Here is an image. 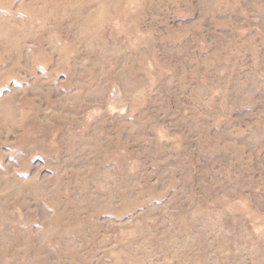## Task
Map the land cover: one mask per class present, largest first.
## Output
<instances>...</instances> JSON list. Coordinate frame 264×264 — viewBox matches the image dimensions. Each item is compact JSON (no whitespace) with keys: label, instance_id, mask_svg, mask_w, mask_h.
Segmentation results:
<instances>
[{"label":"rangeland","instance_id":"1","mask_svg":"<svg viewBox=\"0 0 264 264\" xmlns=\"http://www.w3.org/2000/svg\"><path fill=\"white\" fill-rule=\"evenodd\" d=\"M0 264H264V0H0Z\"/></svg>","mask_w":264,"mask_h":264}]
</instances>
